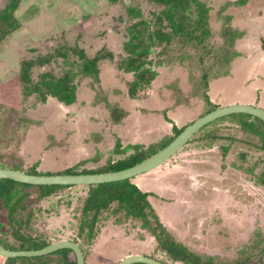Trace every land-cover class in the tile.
Returning a JSON list of instances; mask_svg holds the SVG:
<instances>
[{
  "label": "rangeland",
  "instance_id": "374dc122",
  "mask_svg": "<svg viewBox=\"0 0 264 264\" xmlns=\"http://www.w3.org/2000/svg\"><path fill=\"white\" fill-rule=\"evenodd\" d=\"M201 1L214 10L211 35L203 43L175 37L163 52L161 45L154 44L151 67L158 74L144 94L132 99L128 85L133 74L118 68L121 55L126 54L127 28L140 18L128 10L140 9L141 18L156 29L162 5L151 0H22L16 10L20 28L0 43V91L19 73L24 59L58 57L32 68L36 80L43 71L60 76L70 68L57 51L66 49L74 62L80 60L70 51L72 47L83 49L89 57L112 52L113 58L99 61V81L80 74L75 77L77 100L71 105L51 97L43 103L36 94L26 96L23 88L0 94V167L28 170L39 160L42 173L57 174L82 159L97 157V162L86 165L94 168L113 155L117 138L125 147L157 141L172 130L165 113L182 127L206 110L204 100L194 93L204 71L219 74L206 89L213 103L259 101L264 108V0L232 4L220 15L223 5L237 0ZM6 3L0 0V7ZM189 15L196 17L197 10L193 7ZM225 30L241 33L233 48L239 55L226 66L221 64ZM226 70L229 74L222 75ZM239 117L231 114L203 127L176 155L135 176L133 182L151 192L149 200L161 221L191 250L214 256L219 263L256 264L264 260L260 251L264 247V185L256 182L259 167L255 173L246 168L264 161V150L257 138L241 129ZM213 130L219 138H202ZM87 191L85 185H75L38 201L33 234L54 241L78 237ZM101 217L96 240L91 246L84 244L86 264H119L130 254L167 260L156 251L155 238L141 228L140 221L124 220L111 211ZM258 232L263 242L253 247ZM5 239L6 248H16L13 237ZM243 248L247 251L242 254Z\"/></svg>",
  "mask_w": 264,
  "mask_h": 264
},
{
  "label": "trees",
  "instance_id": "16d2710c",
  "mask_svg": "<svg viewBox=\"0 0 264 264\" xmlns=\"http://www.w3.org/2000/svg\"><path fill=\"white\" fill-rule=\"evenodd\" d=\"M151 1L163 6L156 17L155 24L158 28H150L149 22L141 18L142 13L140 9L129 8V13L132 17L140 18L127 28L129 38L124 42L123 46L126 54L121 55L122 57L118 63L119 69L133 74V79L129 81L128 85V94L132 99H138L152 86L156 79L158 73L151 67L153 62L150 59V53L154 44L161 45L162 49L160 52H163L165 47L175 37H178L181 42L192 43L196 41L197 43H203L211 35L210 22L214 17V10L206 2L201 0ZM247 1L237 0L228 2L218 10L219 14L217 15L222 14L232 4L244 5ZM21 2L22 0H10L6 9L0 11V42L9 32L20 28L21 22L14 12L20 6ZM193 7L197 10L196 17L189 15ZM224 34L227 36L225 40L226 49L222 55L221 64H225L226 66L239 55L238 51L233 48L236 38L240 37L241 33L236 30L233 32L225 30ZM261 46L264 49V36L261 39ZM72 51L78 54L80 61H70L69 52L64 49L60 54L65 58V64L70 66V68L60 77L45 73L41 75L39 80L33 81L30 73L32 62L24 61L20 73L14 78V85H7L6 88H3L1 95H4L9 89L11 91H19L23 88L26 96L36 94L38 100L43 103L47 102L48 96L57 98L65 105L75 103L77 100V85L73 82L75 77L80 74L82 76H91L99 81L100 69L98 63L106 57L113 58V53L99 52L91 58L82 49H78L77 47L72 48ZM228 73L226 70L222 75ZM212 77H219V74L215 73L210 75V71H204L200 77L198 87L194 92L201 96L207 105L206 110L201 115L219 106L211 101L206 92ZM238 114L241 115L238 118L241 129L257 138L259 147L264 150V122L250 114ZM165 117L169 122L173 123L172 133L166 134L161 139L151 142L148 145L132 143L125 147L122 145L121 139L117 138L113 155L108 158L105 164L94 168H87L86 165L90 161L97 162L98 158L82 159L59 173H100L117 171L135 165L169 144L186 126L179 127L166 113ZM220 120L221 118L206 125L204 128ZM202 138L215 139L219 138V135L217 134V130H213L205 133ZM225 150H227L226 147ZM242 156L244 157L245 154H242ZM39 165L40 161L38 160L28 170L23 171L30 174H42L38 170ZM258 167L260 171L256 175V182L257 184L264 185V161L256 162L246 169L250 173H255ZM47 174L51 173L48 172ZM73 186L75 185H33L12 179H1L0 242L2 243V239L10 235L17 242L15 243L17 244L15 249H40L52 243L54 240H51L46 235H35L32 232L36 217L34 205H37L38 201L57 194L60 190ZM85 186L88 187V191L79 216L78 237L73 238L74 241L80 243L85 256L86 250L84 244L91 246L94 243L100 232L99 223L101 222L102 214L111 211L113 214L120 213L124 220L134 219L140 221L141 228L149 231L155 238L157 244L156 251L166 256L167 260L156 257L165 264H171L169 261L182 264H237L236 262L219 263L216 257L196 253L178 241L161 221L160 216L150 202L149 196L151 192L143 191L133 182V178ZM35 193L36 195L33 196ZM119 221L121 220L119 219ZM257 236L259 238L255 241L253 247H258L263 242V238L260 237V232L257 233ZM79 238L82 240H79ZM246 251L247 249L243 248L240 252L243 254ZM260 251L264 253V247ZM152 257L155 258V256ZM2 264H77V261L74 251L69 248H64L42 256L4 258ZM256 264H264V260Z\"/></svg>",
  "mask_w": 264,
  "mask_h": 264
},
{
  "label": "water",
  "instance_id": "95a60500",
  "mask_svg": "<svg viewBox=\"0 0 264 264\" xmlns=\"http://www.w3.org/2000/svg\"><path fill=\"white\" fill-rule=\"evenodd\" d=\"M246 113L258 117L264 122V108L258 104L232 103L218 107L188 124L174 139L135 165L117 170L100 173L80 174H30L20 169L0 167V180L14 181L33 185H91L106 182L120 181L147 173L159 167L171 157L181 151L189 141L206 125L231 114ZM69 248L76 254L77 264H86L85 255L80 244L69 239L54 241L40 249H8L0 242V256L4 258L42 256L59 249ZM165 264L161 260L143 254H130L122 258L119 264Z\"/></svg>",
  "mask_w": 264,
  "mask_h": 264
},
{
  "label": "flooded vegetation",
  "instance_id": "af4514ba",
  "mask_svg": "<svg viewBox=\"0 0 264 264\" xmlns=\"http://www.w3.org/2000/svg\"><path fill=\"white\" fill-rule=\"evenodd\" d=\"M111 1V0H110ZM9 2H10V0H7V3L4 5V6H2V7H0V11H2V10H5L6 9V7L8 6V4H9ZM155 3V2H154ZM19 8V7H18ZM17 8V9H18ZM130 8H134V7H130ZM141 11V10H140ZM15 13V15H16V11L14 12ZM128 13H129V10H128ZM141 13H142V11H141ZM130 14V13H129ZM131 15V14H130ZM5 28H7V27H5ZM15 31V30H14ZM14 31H12V32H9L3 39H2V41H4L5 39H7L8 37H9V35H11ZM1 41V42H2ZM0 42V43H1ZM72 48H76V47H72ZM72 48L70 49V51L72 52V53H74L73 51H72ZM78 49H80L79 47H77ZM83 50V49H82ZM62 51H64V50H62ZM62 51H57V54H59L58 56L59 57H61V58H63V61H64V64H65V58L62 56V54H60ZM84 51V50H83ZM84 53H85V51H84ZM74 54H77V53H74ZM86 54V53H85ZM87 55V54H86ZM70 56V55H69ZM77 56H78V54H77ZM88 56V55H87ZM56 58H58V57H56V56H54V55H52V54H49L48 56H40V57H38L37 59H35V60H33V59H24L23 60V62L24 61H31L32 62V66H31V69H30V73H31V79L33 80V81H37V80H39V78L41 77V75L42 74H45V73H47V74H51V75H53V76H55L51 71H43L40 75H38V79H34L33 77H32V68L35 66V65H40V66H44L45 64H47V63H51L52 62V60H54V59H56ZM78 58H79V56H78ZM92 58V57H91ZM107 58V57H106ZM110 58V57H109ZM105 59V58H104ZM112 59V58H111ZM102 60V59H101ZM23 62H22V64H23ZM22 64H21V67H22ZM21 67H20V70H19V73H20V71H21ZM67 70V69H66ZM65 70V71H66ZM64 71V72H65ZM63 72V73H64ZM18 73V74H19ZM17 74V75H18ZM229 74V73H228ZM228 74H226V75H228ZM17 75H15L14 76V78H16V76ZM63 75V74H62ZM62 75H60V76H62ZM60 76H55V77H60ZM14 78L13 79H11L10 81H7V83H5L4 85H3V87L1 88V91H2V89L3 88H6V86L7 85H12V84H14ZM12 83V84H11ZM1 91H0V94H1ZM11 90L9 89V92H10ZM13 92H14V90H13ZM31 95H33V94H31ZM49 97H51V98H55V97H53V96H48V99H49ZM47 99V100H48ZM56 100L57 101H59L57 98H56ZM60 102V101H59ZM60 103H62V102H60ZM64 104V103H63ZM256 104H258L259 106H261L260 105V102L258 101V102H255V104H253V105H256ZM218 105V104H217ZM218 107H221V106H218ZM217 107V108H218ZM262 107V106H261ZM216 109V108H215ZM202 116V115H201ZM228 116V115H227ZM200 117V116H199ZM226 117V116H225ZM223 118V117H222ZM220 119V118H219ZM196 120V119H195ZM218 120V119H217ZM194 121V120H193ZM192 121V122H193ZM216 121V120H215ZM214 122V121H213ZM191 123V122H190ZM190 123H188V124H190ZM212 123V122H211ZM187 124V125H188ZM186 125V126H187ZM209 125V124H208ZM185 126V127H186ZM201 131V130H200ZM199 131V132H200ZM14 169V168H13ZM39 170V169H38ZM40 171V170H39ZM43 174V173H42ZM44 174H46V173H44ZM134 178V177H133ZM74 241V240H73ZM77 242V241H76ZM80 244V243H79ZM81 246V245H80ZM82 248V247H81ZM84 252V251H83ZM84 255H85V253H84ZM85 260H86V256H85Z\"/></svg>",
  "mask_w": 264,
  "mask_h": 264
},
{
  "label": "crops",
  "instance_id": "0c3cea01",
  "mask_svg": "<svg viewBox=\"0 0 264 264\" xmlns=\"http://www.w3.org/2000/svg\"><path fill=\"white\" fill-rule=\"evenodd\" d=\"M171 133H172V130H171ZM168 134H170V133H168Z\"/></svg>",
  "mask_w": 264,
  "mask_h": 264
}]
</instances>
